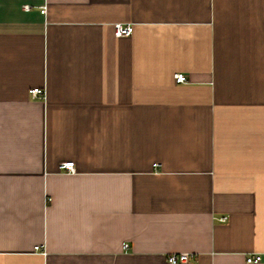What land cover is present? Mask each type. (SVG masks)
<instances>
[{
	"label": "crops",
	"instance_id": "0c3cea01",
	"mask_svg": "<svg viewBox=\"0 0 264 264\" xmlns=\"http://www.w3.org/2000/svg\"><path fill=\"white\" fill-rule=\"evenodd\" d=\"M182 251L264 264V0H0V264Z\"/></svg>",
	"mask_w": 264,
	"mask_h": 264
},
{
	"label": "built area",
	"instance_id": "2783aa9c",
	"mask_svg": "<svg viewBox=\"0 0 264 264\" xmlns=\"http://www.w3.org/2000/svg\"><path fill=\"white\" fill-rule=\"evenodd\" d=\"M26 9L30 8V5H24ZM46 8L42 7L41 12L45 13ZM115 27V33L118 36H128L131 35L133 30H134V25L132 23H121L118 22L114 25ZM174 79L176 82H185L187 81V76L186 74L182 72H176L174 73ZM30 92L33 96H45V90L42 87H34L30 89ZM61 168L66 169L68 172H75L76 167H75V162L74 160H68V161H63L60 163ZM227 216L223 215L219 217V220L221 221H226ZM128 246L127 243H125L124 247L126 248ZM40 246L36 245V249H39ZM195 254L190 253V252H172L168 254V261L170 264H192L193 259L195 258ZM247 262L249 263H254V262H259L262 260V255L260 253H251L246 257Z\"/></svg>",
	"mask_w": 264,
	"mask_h": 264
}]
</instances>
